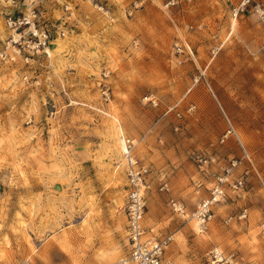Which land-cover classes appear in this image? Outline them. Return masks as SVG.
<instances>
[{"label": "rangeland", "instance_id": "obj_1", "mask_svg": "<svg viewBox=\"0 0 264 264\" xmlns=\"http://www.w3.org/2000/svg\"><path fill=\"white\" fill-rule=\"evenodd\" d=\"M27 1L16 0L18 11ZM34 1L40 23L57 35L48 57L0 60V264L126 258L122 137L167 183L158 192L152 178L141 221L147 238L171 237L164 261L211 264L207 253L217 248L234 264H264L259 19L231 22L241 0L177 8H164L166 0ZM13 11L0 0V47L10 34L3 15ZM176 44L192 56L175 53ZM150 96L156 107L143 101ZM224 115L235 136L221 143ZM231 159L240 161L233 179L243 187L227 191L199 233L192 214Z\"/></svg>", "mask_w": 264, "mask_h": 264}, {"label": "built area", "instance_id": "obj_2", "mask_svg": "<svg viewBox=\"0 0 264 264\" xmlns=\"http://www.w3.org/2000/svg\"><path fill=\"white\" fill-rule=\"evenodd\" d=\"M3 1L14 11L3 15V27L10 34L6 42L0 47V60L17 57L26 63L40 55L48 57L46 51L52 47L54 35L57 34L54 32L51 35L42 25V22L40 23L41 15L33 6L35 1H27L28 9L24 13L18 11L16 0ZM83 1L90 2V0ZM192 1L194 0H166L164 8H177L183 3ZM64 10H68L66 5H64ZM247 14L255 15L264 25V3L256 0H241L230 10V19L237 23L241 17ZM216 51L217 49L212 50L211 54H216ZM174 52L192 56L187 47H181L177 44L174 47ZM102 95L107 97V91L104 90ZM143 101L152 107L157 106V102L152 96L144 98ZM191 109L189 108V110ZM224 118L226 130L221 138V143L228 136H235L233 125L225 115ZM122 138L125 149L122 158L126 180L124 206L126 258L121 260L120 264H171L164 261L162 256L164 249L171 241V237L165 235L159 239L147 238L141 225L145 210V195L150 190L151 180L156 177L158 179L157 191L166 192L167 183L164 175L161 173L154 174L147 165L138 160L134 155L136 143L126 137ZM243 158H247V155L245 154ZM197 162L201 161L198 160ZM239 163L240 161L237 159H231L220 173L212 176L207 196L200 199L192 214V218L200 230H203L211 219L212 208L225 200L227 191L237 193L242 189L243 179H233V172L237 170ZM200 167L198 166L199 170ZM168 206L173 214L183 217L184 210L180 203L169 200ZM245 217L246 211H243L241 218ZM207 257L211 264H234L231 257L224 256L217 248L210 249Z\"/></svg>", "mask_w": 264, "mask_h": 264}, {"label": "bare ground", "instance_id": "obj_3", "mask_svg": "<svg viewBox=\"0 0 264 264\" xmlns=\"http://www.w3.org/2000/svg\"><path fill=\"white\" fill-rule=\"evenodd\" d=\"M101 13V12H100ZM106 13V12H105ZM108 19V18H107ZM109 20V19H108ZM113 22V21H112ZM231 22H233V23H236V21H234V20H231ZM47 52V51H46ZM121 143V142H120ZM120 149H121V152H123L124 153V151H125V149H124V146H123V144L121 143V146H120ZM123 153H122V156H123ZM122 161H123V159H122ZM196 226H197V224H196ZM197 230H198V232L199 233H201V230L199 229V227L197 226ZM204 230V229H203ZM205 231V230H204ZM148 236V235H147ZM171 262V261H170Z\"/></svg>", "mask_w": 264, "mask_h": 264}]
</instances>
